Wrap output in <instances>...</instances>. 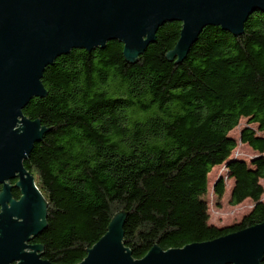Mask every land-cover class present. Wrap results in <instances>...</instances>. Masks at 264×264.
<instances>
[{"label":"trees","instance_id":"1","mask_svg":"<svg viewBox=\"0 0 264 264\" xmlns=\"http://www.w3.org/2000/svg\"><path fill=\"white\" fill-rule=\"evenodd\" d=\"M181 31V23L164 25L133 63L110 42L46 69L47 96L23 111L47 131L24 163L48 203L47 228L34 241L45 261L82 263L120 213L135 260L264 224V13L240 36L206 28L183 61L171 62ZM242 119L262 133L242 132L260 154L251 165L230 160L238 147L230 134ZM224 164L235 181L231 205L255 206L219 228L206 196L209 175ZM225 187L216 184L219 201Z\"/></svg>","mask_w":264,"mask_h":264},{"label":"water","instance_id":"2","mask_svg":"<svg viewBox=\"0 0 264 264\" xmlns=\"http://www.w3.org/2000/svg\"><path fill=\"white\" fill-rule=\"evenodd\" d=\"M258 12L264 13V0H0V264H52L42 246L32 245L47 228L48 203L24 165L47 132L23 111L47 96L42 80L48 67L74 50L92 52L110 42L122 44L125 59L136 62L170 23L182 24L168 55L181 62L206 28L240 36ZM14 189L21 192L18 201ZM126 217L113 219L80 264L264 262V224L182 249L155 247L135 260L124 243Z\"/></svg>","mask_w":264,"mask_h":264},{"label":"rangeland","instance_id":"3","mask_svg":"<svg viewBox=\"0 0 264 264\" xmlns=\"http://www.w3.org/2000/svg\"><path fill=\"white\" fill-rule=\"evenodd\" d=\"M246 128L255 130L258 135L262 134L259 132L257 125L250 124L248 119H242L240 125L230 134L238 144V147L232 153L230 160H242L248 165H251L252 160L260 156V154L253 151L248 145H245L241 142L242 132ZM209 178L208 194L206 196V200L209 205L210 224L221 228L241 222L243 217L253 210L255 206L254 202L247 200L243 204L236 207L231 205V193L235 181L231 178L226 164L218 166V168H214L209 175ZM221 180L225 181L226 190L224 197L219 201L215 195V187L216 184ZM261 184L264 187V179L261 180ZM261 201L264 203V195Z\"/></svg>","mask_w":264,"mask_h":264},{"label":"flooded vegetation","instance_id":"4","mask_svg":"<svg viewBox=\"0 0 264 264\" xmlns=\"http://www.w3.org/2000/svg\"><path fill=\"white\" fill-rule=\"evenodd\" d=\"M16 183H17V181H14V182L11 183V185L13 186V185H15ZM2 189H3V188H2ZM14 190H16V189H14ZM14 190L12 191V197H13L14 200H17V201H18V200H20L21 195H20V197H19L18 199H15L14 196H13V192H14ZM32 245H35V243L33 242Z\"/></svg>","mask_w":264,"mask_h":264},{"label":"bare ground","instance_id":"5","mask_svg":"<svg viewBox=\"0 0 264 264\" xmlns=\"http://www.w3.org/2000/svg\"><path fill=\"white\" fill-rule=\"evenodd\" d=\"M218 168V167H217ZM210 179V178H209Z\"/></svg>","mask_w":264,"mask_h":264}]
</instances>
